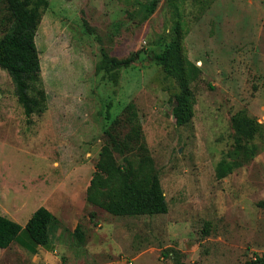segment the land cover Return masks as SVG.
Wrapping results in <instances>:
<instances>
[{"label": "rangeland", "instance_id": "rangeland-1", "mask_svg": "<svg viewBox=\"0 0 264 264\" xmlns=\"http://www.w3.org/2000/svg\"><path fill=\"white\" fill-rule=\"evenodd\" d=\"M49 2L35 39L46 112L28 118L0 68V215L25 227L47 208L57 218L52 251L38 247L33 254L23 232L0 249V264L264 258V0ZM151 3L156 10L149 14ZM175 42L192 64L194 114L183 126L173 115L180 82L151 56ZM104 54L134 63L97 72ZM129 107L141 126L139 142L131 140ZM238 114L255 125L240 143L233 127ZM108 131L131 144L115 152L118 164L129 150L150 158L167 214L116 217L88 203ZM225 161L240 166L219 179Z\"/></svg>", "mask_w": 264, "mask_h": 264}, {"label": "trees", "instance_id": "trees-1", "mask_svg": "<svg viewBox=\"0 0 264 264\" xmlns=\"http://www.w3.org/2000/svg\"><path fill=\"white\" fill-rule=\"evenodd\" d=\"M49 6V0H0V68L11 77L18 102L28 118L42 115L47 110L48 95L43 88L41 62L35 39L43 13ZM155 10L156 3L147 6L149 14ZM151 56L163 66L168 75L179 80L182 94L176 97L173 115L179 126L188 124L194 114L193 97L189 88L191 62L182 58L177 42ZM133 63V58L119 61L104 54L97 72L121 70L129 68ZM128 112V122L133 133L131 140L139 142L141 126L136 112L132 107H129ZM116 124L119 125L120 122ZM233 127L239 143L242 138H250L255 132L253 122L239 114L233 118ZM107 134L110 142L101 151L100 161L88 189V203L116 217L167 214L166 198L150 158L146 153L134 154L129 150L130 155L124 158V163L118 164L115 152L123 154L131 144L128 141L122 143L109 131ZM144 148L141 145V149ZM238 166L240 165L226 161L221 163L218 167L219 179L227 177ZM56 223L57 218L45 207H40L25 227L0 215V249L9 248L24 232L31 243L28 247L30 252L36 254L38 247L52 251L51 228ZM75 235L83 242L81 227L76 228ZM251 264H264V258H257Z\"/></svg>", "mask_w": 264, "mask_h": 264}]
</instances>
